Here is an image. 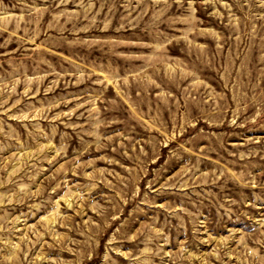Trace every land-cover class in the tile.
<instances>
[{
	"label": "rangeland",
	"instance_id": "374dc122",
	"mask_svg": "<svg viewBox=\"0 0 264 264\" xmlns=\"http://www.w3.org/2000/svg\"><path fill=\"white\" fill-rule=\"evenodd\" d=\"M0 264H264V0H0Z\"/></svg>",
	"mask_w": 264,
	"mask_h": 264
}]
</instances>
